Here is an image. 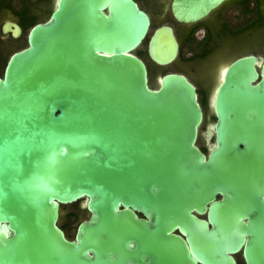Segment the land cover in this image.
<instances>
[{
  "label": "water",
  "instance_id": "obj_1",
  "mask_svg": "<svg viewBox=\"0 0 264 264\" xmlns=\"http://www.w3.org/2000/svg\"><path fill=\"white\" fill-rule=\"evenodd\" d=\"M224 1L172 9L192 23ZM150 29L135 0H58L11 54L0 75V264H238L241 250L264 264V64L246 56L225 71L206 154L195 84L166 72L151 85L135 53ZM177 53L172 27L157 28L150 58L168 65Z\"/></svg>",
  "mask_w": 264,
  "mask_h": 264
},
{
  "label": "flooded vegetation",
  "instance_id": "obj_2",
  "mask_svg": "<svg viewBox=\"0 0 264 264\" xmlns=\"http://www.w3.org/2000/svg\"><path fill=\"white\" fill-rule=\"evenodd\" d=\"M135 1L151 18L150 33L153 28L152 34L157 28L170 26L178 42V53L168 65H159L150 58L149 39L152 34H149L150 36L136 50L135 53L147 65L151 85H155L151 80L153 66L160 70L168 66L172 68L168 72L183 73L197 88L199 102L204 112V122L207 118V106L211 108L213 114L210 122H215L212 94L221 83L230 64L238 58L253 56L257 60V70L261 72L264 64V0H226L209 15L192 23L179 22L175 18L172 9L173 0ZM57 2L58 0H0L2 61L8 52L12 54L28 46L31 28L45 22L56 8ZM157 22L159 24L155 27ZM185 66L191 67L192 71L185 70ZM194 72L196 75L193 74ZM211 123L203 132L202 125L197 142L206 154L211 151V145L216 143V133L211 137H207L205 133ZM66 209L65 216L72 219V228L73 224L80 221L81 208L75 204ZM138 215L144 217L140 212ZM200 217L207 219V213ZM61 226L70 233L71 229H68L64 222ZM234 257L238 264H247L242 250Z\"/></svg>",
  "mask_w": 264,
  "mask_h": 264
},
{
  "label": "rangeland",
  "instance_id": "obj_3",
  "mask_svg": "<svg viewBox=\"0 0 264 264\" xmlns=\"http://www.w3.org/2000/svg\"><path fill=\"white\" fill-rule=\"evenodd\" d=\"M154 14H155V13H154ZM155 16H156V14H155ZM156 17H158V16H156ZM156 21H158V18H156ZM157 24H159V22L155 23V27H156ZM153 30H154V28H153ZM153 30H151V33H150V34H152ZM149 36H150V35H149ZM10 54H11V52H8V53L6 54V58L4 59V61H2V60L0 59V73H3V71H4V67H5V64H6V61H7V59L9 58ZM182 68H183V67H182ZM170 69H172V68H169L168 66H166V67H162L161 70H160V69H157L156 67L153 66V67H152V70H151V80H152V82H153L154 84H157V78H158L159 76H161L162 74L168 72ZM184 69H185V70L192 71L191 67H189V66H185ZM193 74L196 75L195 72H194ZM212 116H213V114H212L211 108H209V107L207 106V118H206V120H205V122H204L202 132L204 131V128H205L209 123H211V122H210V119L212 118ZM70 207H71V206H70ZM63 222H64L65 225H67L68 229H71L70 232H72V233L75 232L78 222H76V224H73L72 228H71L72 219H70V218L64 216V217H63Z\"/></svg>",
  "mask_w": 264,
  "mask_h": 264
}]
</instances>
